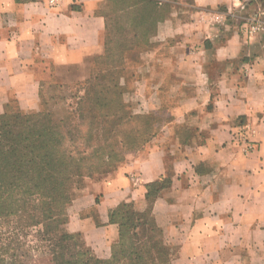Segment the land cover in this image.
Returning a JSON list of instances; mask_svg holds the SVG:
<instances>
[{
    "label": "crops",
    "instance_id": "0c3cea01",
    "mask_svg": "<svg viewBox=\"0 0 264 264\" xmlns=\"http://www.w3.org/2000/svg\"><path fill=\"white\" fill-rule=\"evenodd\" d=\"M96 3L0 0V114L12 103L21 112L39 108L41 67L90 78L105 44V16ZM193 4L185 28H177L175 19L184 18L178 12L158 23L157 37L174 44L161 63L175 74V95L183 98L169 111L166 131L88 184L65 227L105 255L119 236L109 211L122 202L140 211L150 205L167 242L176 244L177 261L264 264V31L247 36L241 23L245 13L264 9V0ZM208 13L230 15L231 22L219 24ZM163 177L170 182L150 204L147 185ZM96 194L90 214L80 197Z\"/></svg>",
    "mask_w": 264,
    "mask_h": 264
},
{
    "label": "rangeland",
    "instance_id": "374dc122",
    "mask_svg": "<svg viewBox=\"0 0 264 264\" xmlns=\"http://www.w3.org/2000/svg\"><path fill=\"white\" fill-rule=\"evenodd\" d=\"M152 1L97 0L96 11L102 12L107 18L109 43L104 44L107 47L103 50V56H95L92 62L95 63L93 75L86 80L74 79L65 68L57 71L53 65L41 67L40 106L35 111L22 112H49L54 121L64 122L61 123L64 132L65 123L70 124L72 132L64 136V143L75 156L79 152L85 156L81 163V175L73 177L70 182L71 200L65 206L67 221L69 216H77L75 201L86 192L88 184L104 180L116 172L121 163L144 152L154 138L163 136L166 131L164 126L171 119L169 111L183 99L175 95L178 83L175 74L167 71L161 63V59L163 62L166 57L167 48L174 44H167L169 40L157 37L158 23L165 20L171 11L175 14L178 12L179 17L184 18L175 19L177 28H185L186 22L195 15L190 12L194 9L193 0ZM219 9L225 11L223 7ZM261 10L264 9H258L250 15L245 13L246 18L241 23ZM207 15L216 17L212 13ZM216 18V22L222 24L225 20L230 21L231 16L221 15ZM242 27L250 37L264 31L249 35L245 27ZM85 95L90 101L79 103L80 97ZM97 97L101 105L95 104ZM87 167L90 171H87ZM99 197V194L93 196V199L83 195L80 202L89 203L91 207L88 213L95 214ZM123 208L131 210L129 206ZM142 213L143 220L149 222L151 210H142ZM16 228L18 225L15 221L0 219V242L17 247L18 253L30 252L33 264H48L47 254L42 253L41 243L44 242L38 241L36 228L24 231H17ZM154 228L152 234L165 247L168 264H184L176 260V244L167 242L163 231ZM126 231L123 247L135 242L132 228ZM70 233L75 242L94 257L105 260L110 258L111 249L105 255L99 254L85 243L81 232ZM143 247L146 248L145 244Z\"/></svg>",
    "mask_w": 264,
    "mask_h": 264
},
{
    "label": "trees",
    "instance_id": "16d2710c",
    "mask_svg": "<svg viewBox=\"0 0 264 264\" xmlns=\"http://www.w3.org/2000/svg\"><path fill=\"white\" fill-rule=\"evenodd\" d=\"M104 16L105 44H108ZM106 47L104 45V51ZM94 64H91L90 77ZM98 100L97 97L95 104L101 105ZM80 101L90 100L85 95ZM50 116L49 112L22 113L15 103L9 104L0 114V219L15 221L17 231L36 228L38 241L44 242L41 243L42 253L47 254L48 264H168L165 247L152 234L154 227L161 231L153 215L146 222L142 211L135 210L127 202L109 211V220L118 225L119 236L111 246L108 260L94 257L75 242L65 227L68 222L65 206L71 200L70 182L81 175L85 156L83 152L75 156L64 143V136L72 132L71 125L65 123L64 132L61 124L64 122H56ZM169 182V178L163 177L147 185L150 204ZM127 206L131 210L123 208ZM147 209L151 210L150 205ZM128 228H132L135 237L129 248L123 247ZM0 264H33L32 255L18 253L17 247L0 242Z\"/></svg>",
    "mask_w": 264,
    "mask_h": 264
},
{
    "label": "built area",
    "instance_id": "2783aa9c",
    "mask_svg": "<svg viewBox=\"0 0 264 264\" xmlns=\"http://www.w3.org/2000/svg\"><path fill=\"white\" fill-rule=\"evenodd\" d=\"M58 0H48L49 5L57 4ZM264 10H261L255 16L248 17L243 23L249 35L264 29Z\"/></svg>",
    "mask_w": 264,
    "mask_h": 264
}]
</instances>
